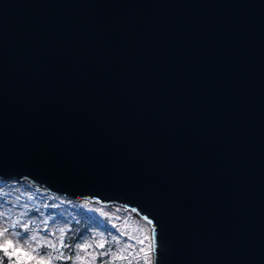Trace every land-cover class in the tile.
<instances>
[{
	"label": "water",
	"instance_id": "water-1",
	"mask_svg": "<svg viewBox=\"0 0 264 264\" xmlns=\"http://www.w3.org/2000/svg\"><path fill=\"white\" fill-rule=\"evenodd\" d=\"M0 179L264 264V0H0Z\"/></svg>",
	"mask_w": 264,
	"mask_h": 264
},
{
	"label": "rangeland",
	"instance_id": "rangeland-1",
	"mask_svg": "<svg viewBox=\"0 0 264 264\" xmlns=\"http://www.w3.org/2000/svg\"><path fill=\"white\" fill-rule=\"evenodd\" d=\"M81 211L87 212L88 231L76 244L71 259L63 263L58 258L63 253L60 237L68 222L78 217ZM101 211L106 215H101ZM24 224L29 225L27 230L23 228ZM60 229L64 230L63 233ZM149 235L148 224L136 213L119 205L74 202L59 196L55 198L24 181H0V251L5 242L11 240L14 249H23L35 257L28 260L23 255H9L3 251L6 262L0 260V264H18V261L19 264L22 261L37 264L39 260H50L51 264H125L132 258H142L141 264H150ZM101 242L105 244L102 253L108 251V258L98 260L96 245ZM84 244L89 247L82 251L80 246ZM14 249L10 248L9 253ZM120 255L125 259H118Z\"/></svg>",
	"mask_w": 264,
	"mask_h": 264
},
{
	"label": "trees",
	"instance_id": "trees-1",
	"mask_svg": "<svg viewBox=\"0 0 264 264\" xmlns=\"http://www.w3.org/2000/svg\"><path fill=\"white\" fill-rule=\"evenodd\" d=\"M86 214H87L86 211H81V214L78 217H74L68 222V226L63 234V238H64L63 243L65 245H68L67 247L62 248L63 255L66 256L64 259H62L63 263H65V261L68 260V258L73 255L76 244L81 239L82 235L86 231H88V220ZM102 249L104 248H98L97 251L98 260H101L102 257L108 258V251L103 255H99L100 253H102ZM2 252L3 251H0V260L6 262L5 255ZM141 263H142V258H138V260L132 258L129 261H127L125 264H141ZM20 264H27V262L22 261L20 262Z\"/></svg>",
	"mask_w": 264,
	"mask_h": 264
},
{
	"label": "snow or ice",
	"instance_id": "snow-or-ice-1",
	"mask_svg": "<svg viewBox=\"0 0 264 264\" xmlns=\"http://www.w3.org/2000/svg\"><path fill=\"white\" fill-rule=\"evenodd\" d=\"M101 215H106V213H104V212L101 211ZM149 223H151V221H149ZM28 227H29L28 224H24L23 225V228L25 230H27ZM4 231L7 232V229H5ZM60 231H61V233H63L64 230L63 229H60ZM32 239L35 240V237H33ZM63 239H64L63 236H61L60 237V246H61V248H64V247H67L68 246V245H65L63 243ZM138 243H142V241H138ZM52 247H53V250H55V245H52ZM87 247H89V245H87V244H84V245H81L80 246V248H81L82 251L83 250H86ZM96 247H98V248H104L105 247V244L103 242H101V243L97 244ZM10 248H13L14 249V245H13V242L11 240H8V241L5 242V244H4L3 248H2V251H4L6 254H9V255H23L28 260L35 259V257L29 256V254L27 252H25L23 249H14V251L12 253H9V249ZM99 255H103V253H100ZM58 258L59 259H63L64 258L63 253H60L58 255ZM69 259H71V257H69ZM76 259L79 260V257H76ZM118 259H125V257L123 255H120V256H118ZM18 264H19V261H18ZM37 264H51V261L50 260H39L37 262Z\"/></svg>",
	"mask_w": 264,
	"mask_h": 264
},
{
	"label": "bare ground",
	"instance_id": "bare-ground-1",
	"mask_svg": "<svg viewBox=\"0 0 264 264\" xmlns=\"http://www.w3.org/2000/svg\"><path fill=\"white\" fill-rule=\"evenodd\" d=\"M40 188L42 187V186H40V185H38ZM47 191V190H46ZM125 210H127V208H124ZM139 217V216H138ZM143 219V218H142Z\"/></svg>",
	"mask_w": 264,
	"mask_h": 264
}]
</instances>
